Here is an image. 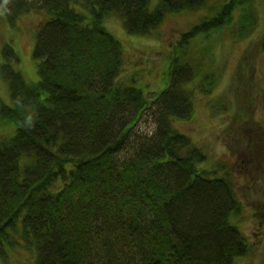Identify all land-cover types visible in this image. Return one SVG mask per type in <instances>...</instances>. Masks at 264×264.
Here are the masks:
<instances>
[{"label": "trees", "instance_id": "1", "mask_svg": "<svg viewBox=\"0 0 264 264\" xmlns=\"http://www.w3.org/2000/svg\"><path fill=\"white\" fill-rule=\"evenodd\" d=\"M253 4L0 0L9 20L46 14L33 51L37 82L12 66L11 44L2 47L13 105L1 104L0 120L13 127L0 138V264H235L249 253L232 172L208 165L209 153L177 123L190 118L198 90L217 81L201 74L195 53L203 51L191 41L249 38ZM205 8L173 46L161 90L133 74L120 79L126 50L108 18L148 37L169 14ZM261 43L264 50V35ZM147 113L155 127L142 133Z\"/></svg>", "mask_w": 264, "mask_h": 264}, {"label": "rangeland", "instance_id": "2", "mask_svg": "<svg viewBox=\"0 0 264 264\" xmlns=\"http://www.w3.org/2000/svg\"><path fill=\"white\" fill-rule=\"evenodd\" d=\"M216 1L208 0V5ZM253 3L258 26L249 38L238 40L222 33L226 37L222 40L213 33L191 41L192 50L200 47L203 51L195 53L196 58L202 57L201 74H212L217 81L208 93L198 90L190 118L177 123L209 153L208 165L224 163L232 172L243 205L238 225L250 243L249 253L235 264H264V50L259 45L264 35V0ZM206 10L169 14L148 37L131 36L117 16L108 18L107 28L123 41L126 50L125 70L120 79L128 80L133 74L150 91L161 90L173 46ZM45 18L42 9H33L15 21L9 20L7 12L0 9V64L5 60L2 47L10 43L19 56V62H11L12 66L30 82L39 80L33 51L38 28ZM1 104L13 105V98L0 75ZM11 126L0 120V138L12 132ZM154 127L147 113L138 129L149 133Z\"/></svg>", "mask_w": 264, "mask_h": 264}]
</instances>
